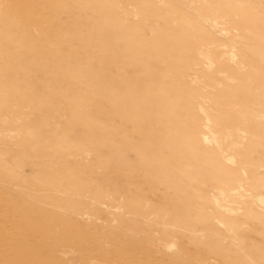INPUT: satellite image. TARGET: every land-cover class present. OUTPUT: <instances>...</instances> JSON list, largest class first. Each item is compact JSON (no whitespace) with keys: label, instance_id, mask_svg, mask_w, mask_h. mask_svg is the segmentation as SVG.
<instances>
[{"label":"rangeland","instance_id":"1","mask_svg":"<svg viewBox=\"0 0 264 264\" xmlns=\"http://www.w3.org/2000/svg\"><path fill=\"white\" fill-rule=\"evenodd\" d=\"M0 264H264V0H0Z\"/></svg>","mask_w":264,"mask_h":264}]
</instances>
